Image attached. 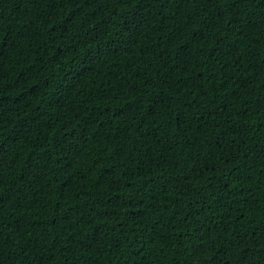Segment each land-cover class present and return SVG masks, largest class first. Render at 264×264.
Masks as SVG:
<instances>
[{
	"label": "trees",
	"instance_id": "obj_1",
	"mask_svg": "<svg viewBox=\"0 0 264 264\" xmlns=\"http://www.w3.org/2000/svg\"><path fill=\"white\" fill-rule=\"evenodd\" d=\"M0 264H264V0H0Z\"/></svg>",
	"mask_w": 264,
	"mask_h": 264
}]
</instances>
